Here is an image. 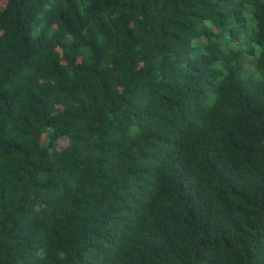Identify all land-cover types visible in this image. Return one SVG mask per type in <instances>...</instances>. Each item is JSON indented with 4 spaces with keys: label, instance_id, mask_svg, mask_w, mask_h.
Here are the masks:
<instances>
[{
    "label": "trees",
    "instance_id": "16d2710c",
    "mask_svg": "<svg viewBox=\"0 0 264 264\" xmlns=\"http://www.w3.org/2000/svg\"><path fill=\"white\" fill-rule=\"evenodd\" d=\"M0 264H264V0H0Z\"/></svg>",
    "mask_w": 264,
    "mask_h": 264
},
{
    "label": "rangeland",
    "instance_id": "374dc122",
    "mask_svg": "<svg viewBox=\"0 0 264 264\" xmlns=\"http://www.w3.org/2000/svg\"><path fill=\"white\" fill-rule=\"evenodd\" d=\"M257 57V55L255 56ZM254 58L252 55H247L243 60H242V64L243 66L245 67V70L251 74V73H254L255 69L254 70H251L249 69L247 66H250L251 68L253 67V62L251 61V59ZM251 61V62H250ZM249 63V65H248Z\"/></svg>",
    "mask_w": 264,
    "mask_h": 264
}]
</instances>
